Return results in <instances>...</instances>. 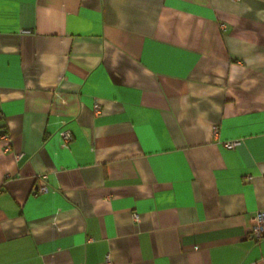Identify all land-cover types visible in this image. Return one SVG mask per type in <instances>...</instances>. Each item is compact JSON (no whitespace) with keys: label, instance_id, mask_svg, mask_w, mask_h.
Masks as SVG:
<instances>
[{"label":"crops","instance_id":"crops-1","mask_svg":"<svg viewBox=\"0 0 264 264\" xmlns=\"http://www.w3.org/2000/svg\"><path fill=\"white\" fill-rule=\"evenodd\" d=\"M0 113V264H264V0H0Z\"/></svg>","mask_w":264,"mask_h":264},{"label":"built area","instance_id":"built-area-1","mask_svg":"<svg viewBox=\"0 0 264 264\" xmlns=\"http://www.w3.org/2000/svg\"><path fill=\"white\" fill-rule=\"evenodd\" d=\"M96 110H100L101 106L98 102H96L95 104ZM1 115V113H0ZM218 132V128L217 126L215 127V133ZM63 138L65 141L69 142L70 140H72L73 138V133L70 129H64L61 132ZM1 137L6 141L5 143V149L9 150L11 149V145L12 142L10 140V135L7 132H3L1 134ZM241 140H229L225 142V145L227 147H234L238 144H240ZM17 156H20V153L17 154ZM47 179V175L44 174L40 177L39 183L36 185L35 189H34V193H41V192H45L48 191V184L46 182ZM135 219L139 220L140 216L135 213L134 214ZM252 225L250 228V236L253 237L255 240L257 241H261L262 239H264V211L263 210H259L257 211L253 218H252ZM105 264H113L112 262V256L111 253H107L105 255Z\"/></svg>","mask_w":264,"mask_h":264},{"label":"water","instance_id":"water-1","mask_svg":"<svg viewBox=\"0 0 264 264\" xmlns=\"http://www.w3.org/2000/svg\"><path fill=\"white\" fill-rule=\"evenodd\" d=\"M5 130L4 129H0V134L3 133Z\"/></svg>","mask_w":264,"mask_h":264}]
</instances>
